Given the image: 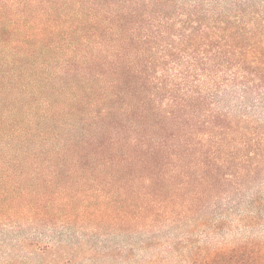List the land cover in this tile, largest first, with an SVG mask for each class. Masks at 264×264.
<instances>
[{
    "label": "trees",
    "instance_id": "1",
    "mask_svg": "<svg viewBox=\"0 0 264 264\" xmlns=\"http://www.w3.org/2000/svg\"><path fill=\"white\" fill-rule=\"evenodd\" d=\"M107 203L127 228L264 225V0H0V218H40L0 264H63L56 214ZM185 264H264V241Z\"/></svg>",
    "mask_w": 264,
    "mask_h": 264
},
{
    "label": "rangeland",
    "instance_id": "2",
    "mask_svg": "<svg viewBox=\"0 0 264 264\" xmlns=\"http://www.w3.org/2000/svg\"><path fill=\"white\" fill-rule=\"evenodd\" d=\"M13 115L21 118L20 111L14 112ZM100 206H102L101 212L97 214L99 222L89 221L88 218L74 219L79 213L74 212L72 207L62 208L60 213L56 214L60 220L59 224L63 227V229L58 227L57 230L62 232V242L65 247L62 251L63 264H185L186 257L198 250L231 248L251 239L264 241V225L253 228L227 225L217 230L213 228L212 223H208L209 225L204 228L196 227V218L180 224H171L161 219H157V222L147 220L137 227L136 220L128 217L133 228H127L119 221L110 220L111 215H104V212L108 215L119 213L118 208L108 203ZM33 213V208L18 210L16 223L12 225L0 218V262L4 260L19 262L27 255L24 250H19L17 253L10 250V245L7 243L8 236L5 237L10 229L6 226L14 225L16 230L31 231L39 224L37 220L40 219ZM90 213L93 214L92 211ZM66 215L71 218V224ZM216 217L214 211L205 216L200 215L202 219L215 220ZM2 224L5 226H1ZM42 248H35L36 255L32 258L40 255ZM67 258L71 259L72 263H68Z\"/></svg>",
    "mask_w": 264,
    "mask_h": 264
}]
</instances>
